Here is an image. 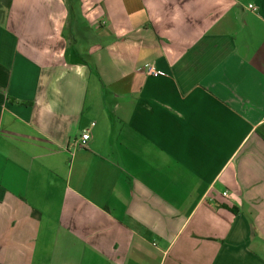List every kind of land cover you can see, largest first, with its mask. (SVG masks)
I'll list each match as a JSON object with an SVG mask.
<instances>
[{
    "label": "crops",
    "instance_id": "1",
    "mask_svg": "<svg viewBox=\"0 0 264 264\" xmlns=\"http://www.w3.org/2000/svg\"><path fill=\"white\" fill-rule=\"evenodd\" d=\"M0 264H264V0H12Z\"/></svg>",
    "mask_w": 264,
    "mask_h": 264
},
{
    "label": "built area",
    "instance_id": "2",
    "mask_svg": "<svg viewBox=\"0 0 264 264\" xmlns=\"http://www.w3.org/2000/svg\"><path fill=\"white\" fill-rule=\"evenodd\" d=\"M248 8H249L252 12H255V11H256V9H254L251 5H249ZM143 70L145 71V73L150 74V75H154V76H157V75H163V73L160 72V71H157L153 65L146 64V65L143 67ZM88 139H89V133L86 132V133H84V134L81 136L80 141H79V145H80L81 147H84L85 144H86V141H87ZM222 195H223L224 197H228V194H227V193H223Z\"/></svg>",
    "mask_w": 264,
    "mask_h": 264
},
{
    "label": "trees",
    "instance_id": "3",
    "mask_svg": "<svg viewBox=\"0 0 264 264\" xmlns=\"http://www.w3.org/2000/svg\"><path fill=\"white\" fill-rule=\"evenodd\" d=\"M11 3L12 0H0V24L6 20ZM224 208H227L230 212L234 213V209L232 207L224 206Z\"/></svg>",
    "mask_w": 264,
    "mask_h": 264
}]
</instances>
